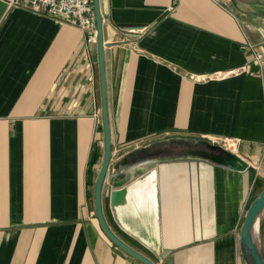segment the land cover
<instances>
[{
    "label": "crops",
    "instance_id": "crops-1",
    "mask_svg": "<svg viewBox=\"0 0 264 264\" xmlns=\"http://www.w3.org/2000/svg\"><path fill=\"white\" fill-rule=\"evenodd\" d=\"M100 12L113 160L193 138L249 165L157 166L160 257L116 224L106 190L108 224L154 264H248L240 228L264 185V0H100ZM244 65L255 74L207 78ZM104 147L97 43L0 0V264H143L100 228Z\"/></svg>",
    "mask_w": 264,
    "mask_h": 264
},
{
    "label": "water",
    "instance_id": "water-1",
    "mask_svg": "<svg viewBox=\"0 0 264 264\" xmlns=\"http://www.w3.org/2000/svg\"><path fill=\"white\" fill-rule=\"evenodd\" d=\"M97 27L98 65L100 75L102 122L104 129V159L94 189L95 211L102 232L118 248L143 264H154L111 229L103 207L107 190L108 206L116 224L126 233L148 247L160 257L159 184L157 166L175 160H203L219 167L244 171L248 163L239 155L209 140L193 138H168L139 147L113 160L111 130L108 115L107 83L104 59L103 19L100 0H93ZM190 144L203 146L207 153H191L176 150L173 145ZM132 178V179H131ZM108 179V181H106ZM107 182V183H106ZM264 215V188L248 207L240 228L239 242L242 255L248 264H264L259 249V235L253 231L257 218ZM152 236L156 243L148 240Z\"/></svg>",
    "mask_w": 264,
    "mask_h": 264
},
{
    "label": "built area",
    "instance_id": "built-area-1",
    "mask_svg": "<svg viewBox=\"0 0 264 264\" xmlns=\"http://www.w3.org/2000/svg\"><path fill=\"white\" fill-rule=\"evenodd\" d=\"M7 9H13L23 4L30 8L39 9L48 15L57 17L63 22L77 27L86 35V41L89 44L97 43V27L93 8V0H2ZM175 2L177 0H174ZM173 9V8H171ZM252 48V47H251ZM257 61L261 62L263 56L255 54ZM255 73L247 65L221 71L208 75V79H223L231 76Z\"/></svg>",
    "mask_w": 264,
    "mask_h": 264
},
{
    "label": "flooded vegetation",
    "instance_id": "flooded-vegetation-1",
    "mask_svg": "<svg viewBox=\"0 0 264 264\" xmlns=\"http://www.w3.org/2000/svg\"><path fill=\"white\" fill-rule=\"evenodd\" d=\"M180 150L189 151L191 153H207L208 151L201 146H193L190 144H178ZM175 145H173L174 147Z\"/></svg>",
    "mask_w": 264,
    "mask_h": 264
},
{
    "label": "bare ground",
    "instance_id": "bare-ground-1",
    "mask_svg": "<svg viewBox=\"0 0 264 264\" xmlns=\"http://www.w3.org/2000/svg\"><path fill=\"white\" fill-rule=\"evenodd\" d=\"M231 143V142H230ZM229 143V144H230ZM232 150L235 149V144L232 142L229 146ZM261 219H262V214L257 218V220L255 221V224L253 226V231L256 235H259L260 232V225H261Z\"/></svg>",
    "mask_w": 264,
    "mask_h": 264
},
{
    "label": "rangeland",
    "instance_id": "rangeland-1",
    "mask_svg": "<svg viewBox=\"0 0 264 264\" xmlns=\"http://www.w3.org/2000/svg\"><path fill=\"white\" fill-rule=\"evenodd\" d=\"M263 188H264V185H263ZM263 188H262V189H263ZM262 189H261V190H262ZM258 193H259V192H258Z\"/></svg>",
    "mask_w": 264,
    "mask_h": 264
}]
</instances>
